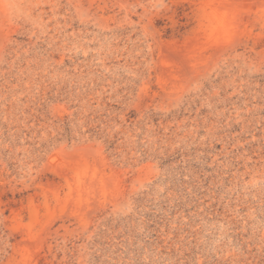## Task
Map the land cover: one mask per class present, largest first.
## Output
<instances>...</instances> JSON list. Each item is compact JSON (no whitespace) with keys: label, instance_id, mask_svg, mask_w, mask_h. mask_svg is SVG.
Here are the masks:
<instances>
[{"label":"rangeland","instance_id":"rangeland-1","mask_svg":"<svg viewBox=\"0 0 264 264\" xmlns=\"http://www.w3.org/2000/svg\"><path fill=\"white\" fill-rule=\"evenodd\" d=\"M0 264H264V0H0Z\"/></svg>","mask_w":264,"mask_h":264},{"label":"bare ground","instance_id":"bare-ground-1","mask_svg":"<svg viewBox=\"0 0 264 264\" xmlns=\"http://www.w3.org/2000/svg\"><path fill=\"white\" fill-rule=\"evenodd\" d=\"M226 3V2H225ZM214 4V3H213ZM225 5V4H224ZM221 7V6H220ZM228 7V6H227ZM219 8V7H218ZM216 9V8H214ZM220 9V8H219ZM221 11V10H220ZM229 11V10H228ZM227 11V12H228ZM239 11V10H238ZM217 12V11H216ZM235 12V11H234ZM224 13V12H223ZM240 13V12H239ZM226 14V13H225ZM224 15H217L216 16V22H217V28H218V34L219 33H229L230 30V26L232 25L231 23V19H226V17H223ZM229 16V15H228ZM240 18V17H239ZM234 22V21H233ZM237 22V21H236ZM235 23V22H234ZM214 24V23H213ZM236 24V23H235ZM239 25V24H238ZM234 28V27H233ZM233 33V32H232ZM221 35V36H222ZM233 36V34H232ZM235 37V36H234ZM199 57H197L198 59ZM83 174V172H82ZM85 174V173H84ZM83 174V175H84ZM96 177H99L100 180L103 182V180L101 179V177L99 176V172L96 169H92L90 173L85 174V178L83 177L81 179L79 188H78V194H79V202L81 204H87L89 203V200L93 197L94 193H95V188L97 189L96 185H97V179H95ZM81 178V177H80ZM80 180V179H79ZM98 181V182H101ZM78 185V184H77ZM102 185V184H101ZM77 198V197H76Z\"/></svg>","mask_w":264,"mask_h":264}]
</instances>
